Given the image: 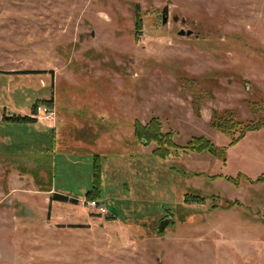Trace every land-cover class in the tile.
I'll list each match as a JSON object with an SVG mask.
<instances>
[{"label":"rangeland","instance_id":"374dc122","mask_svg":"<svg viewBox=\"0 0 264 264\" xmlns=\"http://www.w3.org/2000/svg\"><path fill=\"white\" fill-rule=\"evenodd\" d=\"M0 264H264V0H0Z\"/></svg>","mask_w":264,"mask_h":264},{"label":"trees","instance_id":"16d2710c","mask_svg":"<svg viewBox=\"0 0 264 264\" xmlns=\"http://www.w3.org/2000/svg\"><path fill=\"white\" fill-rule=\"evenodd\" d=\"M7 119L11 122V124H15V125H25V124L34 123L33 120H31L30 118H25V117H21V116L9 117ZM158 125H159V123H158ZM158 127H160V126H157L155 124V122L153 121V124L150 126V131L149 132L147 130L143 131L142 139H143V137H144V139H146V138L150 137V135L153 137L152 133L153 132H157ZM136 133H140L141 134L140 131H136ZM155 136L157 137V134ZM205 143L206 144L204 146H201L199 149H195V151H200V150L201 151H205V150L207 151L208 150L209 153L215 154V155L218 156L219 152L215 153L212 145L210 143H208V142H205ZM97 166H96L95 174H94L95 175V186H94L93 190L90 191L86 195V197H88V198L95 197L93 201L99 200V198H101V192H102L101 174H100L101 173V169H100V166H98V167ZM68 199L69 198L67 196L62 195V194H57V193H55L54 196L52 197V201H57V202H62V203L63 202H67ZM203 200H205V198L201 197V201H203ZM72 203L73 204H77L78 200L74 198V199H72Z\"/></svg>","mask_w":264,"mask_h":264},{"label":"built area","instance_id":"2783aa9c","mask_svg":"<svg viewBox=\"0 0 264 264\" xmlns=\"http://www.w3.org/2000/svg\"><path fill=\"white\" fill-rule=\"evenodd\" d=\"M40 116V119L49 122V124H55L56 120V113L50 109V107L47 106H40L38 108L37 114ZM89 206L91 207L92 210H97L98 213L100 214H106L107 210L106 208L100 204L98 201H92L89 202Z\"/></svg>","mask_w":264,"mask_h":264},{"label":"water","instance_id":"95a60500","mask_svg":"<svg viewBox=\"0 0 264 264\" xmlns=\"http://www.w3.org/2000/svg\"><path fill=\"white\" fill-rule=\"evenodd\" d=\"M168 19H169V10H168V8H166V9H165V13H164V20H163V23L167 24ZM175 20L178 21V18H176ZM191 34H192V32H188V33H186L185 31H182V32L180 33L181 36H190ZM169 224H173V222H170V221H163V222L161 223V226L159 227V232H164Z\"/></svg>","mask_w":264,"mask_h":264},{"label":"flooded vegetation","instance_id":"af4514ba","mask_svg":"<svg viewBox=\"0 0 264 264\" xmlns=\"http://www.w3.org/2000/svg\"><path fill=\"white\" fill-rule=\"evenodd\" d=\"M164 20V19H163ZM166 221V220H165Z\"/></svg>","mask_w":264,"mask_h":264}]
</instances>
